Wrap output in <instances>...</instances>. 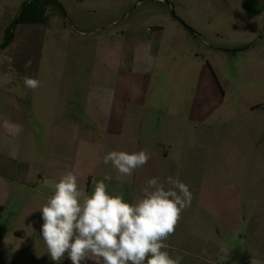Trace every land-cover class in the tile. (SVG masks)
Listing matches in <instances>:
<instances>
[{"label":"rangeland","instance_id":"1","mask_svg":"<svg viewBox=\"0 0 264 264\" xmlns=\"http://www.w3.org/2000/svg\"><path fill=\"white\" fill-rule=\"evenodd\" d=\"M55 1L62 9L48 6L45 23L14 25L0 51V91L29 90L25 76L77 86L83 97L95 87L103 97L130 91L139 103L146 91L152 112L136 118L138 136L171 145L178 157L189 152L199 176L203 157L220 154L213 158L224 160L220 180L238 182L246 202L248 194H264V0ZM13 15L3 18L0 44ZM133 37L140 42L129 44ZM242 212L248 221L255 208L246 204ZM11 239L0 242V264H53L41 248L30 253L24 240ZM222 241L217 263L251 264L254 245L242 230ZM64 264H72L67 256Z\"/></svg>","mask_w":264,"mask_h":264},{"label":"crops","instance_id":"2","mask_svg":"<svg viewBox=\"0 0 264 264\" xmlns=\"http://www.w3.org/2000/svg\"><path fill=\"white\" fill-rule=\"evenodd\" d=\"M22 4V0H0V30L7 13L13 11L15 15L6 22V28ZM131 39L129 44L140 42L136 37ZM103 93L93 87L83 97L77 86L54 88L45 84L35 90L18 92L7 87L0 91V223L8 226L0 229V242L10 235V244L24 240L28 252L41 248L47 253L38 209L54 193L61 176L72 170L86 194L91 195L95 181L103 180L110 194L122 193L126 202L141 198L152 177L164 182L172 176L187 184L192 192L191 204L182 212L165 249L173 258L183 256L181 264H219L216 258L223 250L222 238L241 230L254 245L250 260L261 257L264 194H248L251 201L246 202L244 194L241 197L238 192V182L220 180L224 160L213 159L220 154L210 161L209 153L203 157L205 164L199 176L194 174L189 152L181 151L178 157L170 151L171 145L154 143L151 136H138L136 118L142 119L143 110H148L146 91L140 92L143 100L139 103L137 94L133 97L130 91L115 96L109 93L110 97H103ZM113 150H145L150 159L131 177H121L111 163H103V157ZM246 204L255 208L248 221L242 212Z\"/></svg>","mask_w":264,"mask_h":264},{"label":"clouds","instance_id":"3","mask_svg":"<svg viewBox=\"0 0 264 264\" xmlns=\"http://www.w3.org/2000/svg\"><path fill=\"white\" fill-rule=\"evenodd\" d=\"M30 65L29 60L25 67ZM23 83L35 90L41 82L25 76ZM149 159L145 150H113L103 163H111L121 177H131ZM191 200L189 186L172 176L164 182L149 178L142 197L134 202H126L122 193L110 194L103 180L95 181L88 195L69 170L38 209L43 221L40 235L53 264H60L65 256L72 264H181L183 256H170L166 241ZM251 264L261 262L252 258Z\"/></svg>","mask_w":264,"mask_h":264},{"label":"trees","instance_id":"4","mask_svg":"<svg viewBox=\"0 0 264 264\" xmlns=\"http://www.w3.org/2000/svg\"><path fill=\"white\" fill-rule=\"evenodd\" d=\"M48 6H58L60 9H62L61 5L55 0H30L28 2H24L17 17L5 29L3 42L0 44V48H4L12 42L13 27L15 24L45 23V9Z\"/></svg>","mask_w":264,"mask_h":264}]
</instances>
